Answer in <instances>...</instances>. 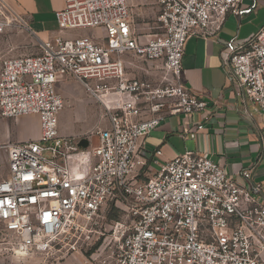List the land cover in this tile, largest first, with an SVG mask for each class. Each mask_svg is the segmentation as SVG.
I'll use <instances>...</instances> for the list:
<instances>
[{"label": "built area", "instance_id": "1", "mask_svg": "<svg viewBox=\"0 0 264 264\" xmlns=\"http://www.w3.org/2000/svg\"><path fill=\"white\" fill-rule=\"evenodd\" d=\"M242 2L157 0L152 32L144 33L128 0H66L56 12L60 32L102 28L104 36L60 35L42 42L40 54L5 58L0 115H36L40 135L1 146L8 173L0 177V244L17 254L56 255L67 245L77 251L78 241H65L101 226L103 207L114 201L130 211V225L119 231L114 247L100 245L88 264H264L261 186L239 184L224 166L191 150L153 170L142 142L169 114L206 108L185 84L187 40L197 32L216 36L229 13L250 11L241 10ZM6 26L0 20V32ZM227 47V81L242 102L256 105L264 127V26ZM129 53L163 61L167 85L153 90L150 81L129 78L122 59ZM62 77L81 83L106 107V126L96 129L98 145L81 148L60 134ZM203 129L184 127L182 135L196 138ZM156 155L158 164L162 151Z\"/></svg>", "mask_w": 264, "mask_h": 264}, {"label": "crops", "instance_id": "2", "mask_svg": "<svg viewBox=\"0 0 264 264\" xmlns=\"http://www.w3.org/2000/svg\"><path fill=\"white\" fill-rule=\"evenodd\" d=\"M6 1L27 21L30 33L42 42L54 40L60 35L66 38H76L81 35L92 38L104 36L102 28L60 32L56 12L65 8L66 0ZM128 3L132 18L143 29L142 32H152L151 27L155 24L158 15L157 0H128ZM240 8L250 11L242 14L229 13L216 36H205L197 32L190 35L187 40L183 57L185 84L199 98L207 102L206 108L193 115L169 114L168 118L142 142L144 153L153 170L160 169L166 161L187 150L197 151L224 166L227 173L239 184L247 188L261 186L260 199L264 200L262 120L253 102L244 103L236 96L225 72V64L229 57L228 42L243 43L264 26V0H243ZM146 21L149 22L142 23ZM122 59L128 72L133 70L132 78L151 81L150 77L162 76L166 72L164 62L161 60L147 61L131 53L124 54ZM144 62L147 64L145 65ZM69 80L76 81L70 77H62L57 83L58 91L61 94V90L64 91L66 96L68 95L66 89H71ZM82 107L86 110V117L90 118L92 115L89 114V105L84 103ZM70 114L69 119L66 120V114L60 113L59 132L79 145L84 138H78L81 130L72 124L76 123L74 112ZM149 116L145 114V117ZM32 117L28 122H20V126L18 125V129L15 130L20 136L17 138L27 137L25 136L27 132L33 139L39 137L40 120L38 116ZM105 123L107 122L104 120V125ZM197 124L204 126L203 130L197 131V137L184 138L183 128L188 127L196 131ZM92 146L96 145L92 144ZM157 150L162 151L158 164L153 162L157 157ZM246 172L250 173L249 178L244 176Z\"/></svg>", "mask_w": 264, "mask_h": 264}, {"label": "rangeland", "instance_id": "3", "mask_svg": "<svg viewBox=\"0 0 264 264\" xmlns=\"http://www.w3.org/2000/svg\"><path fill=\"white\" fill-rule=\"evenodd\" d=\"M7 2L0 0V20L6 23V28L3 32H0V69L5 58L15 56L37 55L42 52V41L35 35L30 33V30L26 26L21 25L18 20H15L10 10L7 8ZM149 21L142 22L148 23ZM150 22H152L150 20ZM146 65L147 62H144ZM133 70H127V76L132 78ZM166 72L162 76L150 77L152 89H161L167 85L164 81ZM68 84L70 90L66 94L61 90L65 97V107L62 110L66 114V120L69 119L70 113L74 112L76 123H72L74 127L81 130L78 138H84L79 143L81 148H88L91 144L97 145L98 138L95 129L104 125L106 121V107L92 91L87 90L83 85L77 83L74 80H69ZM108 98V97H106ZM103 99V100H106ZM158 98L155 99V102ZM84 103L89 105L92 115L87 118L85 108L82 107ZM61 112V113H62ZM32 115L22 116L19 118H3L0 115V177L5 176L8 173V153L6 149L1 146L18 142L31 140L33 137L29 132L25 134L27 137L19 139V134H16L15 130L20 126V122H28ZM33 116L32 118H35ZM37 118V117H36ZM72 122V121H71ZM106 124V123H105ZM19 125V126H18ZM76 125V126H75ZM17 128V129H16ZM14 134V138H13ZM24 134V132H23ZM92 137V138H91ZM12 138V139H11ZM115 209H118V218H112ZM105 219L101 222V226H95L92 232H79L77 236L66 240L65 243L73 244L75 241L80 246L77 251H67V247L62 252L56 255H47L43 253L32 254H17L7 243L0 244V264H88L87 260L89 256L100 247V245L109 244V248L116 245V238L120 237V230L130 225V211L124 210L114 202L110 201L103 207V213ZM124 226V227H123ZM100 242L98 247L94 246ZM106 246V245H105ZM66 254V255H65ZM64 256L62 258L61 256Z\"/></svg>", "mask_w": 264, "mask_h": 264}, {"label": "trees", "instance_id": "4", "mask_svg": "<svg viewBox=\"0 0 264 264\" xmlns=\"http://www.w3.org/2000/svg\"><path fill=\"white\" fill-rule=\"evenodd\" d=\"M118 212H119V210L118 209H115V212H114V214L111 216L112 218H118L119 216H118ZM100 244V242H98L95 246H94V248H96V247H98V245Z\"/></svg>", "mask_w": 264, "mask_h": 264}]
</instances>
